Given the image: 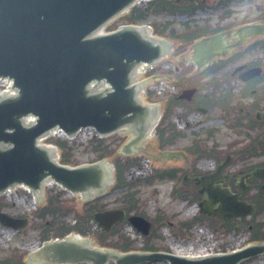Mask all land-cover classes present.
<instances>
[{
  "label": "water",
  "instance_id": "1",
  "mask_svg": "<svg viewBox=\"0 0 264 264\" xmlns=\"http://www.w3.org/2000/svg\"><path fill=\"white\" fill-rule=\"evenodd\" d=\"M135 1L0 0V79L12 80L11 89L15 92L0 95V194L23 185L37 199H42L43 186L52 182L90 200L113 184V166L107 160L76 167L60 165L54 160L56 150L38 145L39 139L50 130H62L72 137L78 130L91 127L102 137L115 132L134 134V139L123 146L127 150L137 145L143 134L156 124L157 107L144 105L138 98L142 84L131 83L137 65L142 62L156 65L171 44L151 37L145 26L123 25L113 32L98 35L99 30ZM249 31L259 32L257 27ZM217 41L218 37L197 42L194 58L204 51H208V57L219 55L213 50ZM174 47L177 49V45ZM25 116H33L34 121L25 124ZM261 120L264 121V116ZM152 141H143L141 147L146 148L144 142ZM252 175L264 180V168L255 170ZM260 188L264 191V185ZM211 193L204 194L199 205L201 212L208 216L228 221L252 212L251 206L244 212L234 211L231 207L245 208V204H240L238 197L228 190L213 187ZM110 194L108 190L102 198ZM217 202L221 206L215 208ZM41 204L37 203V207ZM223 212L228 213L224 216ZM123 218L122 210H109L96 213L93 221L108 232ZM128 220L137 231L148 235L149 222L138 216ZM0 224L18 230L26 226L27 219H15L0 212ZM75 237L70 234L60 240L44 242L29 253L28 264H167L161 261L239 264L264 254V243L197 259L161 252L121 254L96 248L93 246L96 242L87 238ZM237 248L241 247L218 250Z\"/></svg>",
  "mask_w": 264,
  "mask_h": 264
},
{
  "label": "rangeland",
  "instance_id": "2",
  "mask_svg": "<svg viewBox=\"0 0 264 264\" xmlns=\"http://www.w3.org/2000/svg\"><path fill=\"white\" fill-rule=\"evenodd\" d=\"M231 2L222 3L221 0H202L201 5H199L200 10L194 12L191 15H168L166 13L162 14H151L150 10H147L146 13H149V17L147 22L144 24H151L153 25L154 29L157 31L165 30V36L174 29L175 33L180 32H189L188 30L192 29H203V32L207 31L208 33H212L215 31L216 28H220L221 26L228 25L235 27L239 23H242L245 19L252 18L253 15L256 14L255 5H264V0H230ZM222 5H229V6H222ZM244 5V6H243ZM148 5H140L138 9H145ZM216 7V9H214ZM230 11L232 14L227 19L224 20V13ZM223 19V20H222ZM196 23H194V22ZM192 22V23H191ZM126 23L124 18H119L114 21L112 24L109 25L110 30H114L116 27L123 25ZM191 23V24H190ZM170 24V25H169ZM189 24L191 27L187 30L184 25ZM196 27V28H195ZM152 29V27H150ZM168 38V37H167ZM178 41V42H177ZM174 41V45H177V50L183 51L185 56L183 58L176 60L175 54L169 56V60L173 63V66L179 72H182L183 68L188 65L186 64L187 61L185 59L186 56L190 55L191 53V46L192 42L186 43L178 39ZM194 42V41H193ZM172 65H168L166 68L161 69L157 68V73L163 74L164 78H168V69L173 67ZM167 69V70H166ZM162 71V72H161ZM190 76V71L188 72ZM189 75H185L181 78H169L171 79L170 82H179L181 90L185 87H190L188 84L193 82V79H189L186 83V79ZM195 79V78H194ZM197 79V78H196ZM3 88V85H0V89ZM211 89H208L210 91ZM216 96V95H215ZM159 98H157L158 100ZM182 110L185 107H181ZM177 110L173 112L175 114ZM177 114V113H176ZM175 114V115H176ZM175 115L168 119V122L174 124L176 122ZM221 116L220 112L217 111L208 117H203L202 115L195 114L193 118H191L193 122L194 130L185 129V136L186 138L182 140H178L177 148L182 146L183 144H188L191 142L193 133H197L198 130L204 129L201 125L202 122L212 121L213 119H219ZM214 122V121H213ZM213 128H216V132L212 134V138L210 140L205 139V134L199 133L198 138L199 140L203 141V144L207 143L206 147L211 146L213 143L219 144L221 147L229 144L235 137L231 136L227 130L224 129L223 123L221 121L211 123ZM175 125V124H174ZM176 127V125H175ZM177 128V127H176ZM180 131V130H179ZM208 136V134L206 135ZM119 139V140H118ZM90 140L89 132L80 136L74 141L73 147V162L74 164H83L88 163L89 161L93 160L94 154L91 152L88 142ZM122 143L120 137H110L106 140V144L110 145L114 150L118 149L119 143ZM152 142H144V145L148 151H150L149 146L153 144ZM203 146V147H204ZM117 155H121L119 152H116ZM123 156V155H121ZM145 156L139 157V159H144ZM110 163H113V159L108 157ZM263 158L254 159L252 161L253 164L262 162ZM213 161L211 160H201L200 162H196V167L198 166L201 169V172H205L209 166H211ZM194 163V162H193ZM246 165V163H244ZM155 166V165H153ZM240 166V165H239ZM155 168H158L155 166ZM160 168V167H159ZM148 176V175H147ZM145 176V177H147ZM138 175L132 174L129 175L127 172V180L132 181L137 179ZM143 177L138 178L136 182L128 189V191L136 192L137 198V210L139 213L144 214L147 218L152 219L156 212L162 213V215L167 219V225H162L159 229L155 231V235L158 237H150L148 240L145 239L133 232V228L128 225L124 224L118 227V234L108 237V241H117L118 237L124 236L127 238V242L129 245V251H140L141 247L145 246L146 244L150 245L155 250H169L172 253L176 252H187V251H199L205 249H222V248H234V247H243L245 246L251 238V230L246 228L239 227L234 231H230L227 234L218 228V222L215 224H205L202 231L203 234L198 235L196 230H192L189 234L181 235L178 230V223L180 221H184L190 219L194 216L197 212L192 206V203L188 202L190 199L187 197L183 200H175L171 196V182L169 181H158L152 184L143 183L141 180ZM51 190L52 194L60 191L57 187L51 186L47 187V191ZM122 192L116 191L112 192V194L102 198L99 200V204L104 205L106 208L113 209L119 208L122 206ZM3 204H8L9 206H5L4 212H7L10 215H20L26 214L28 215V223L27 225L18 230L6 229L0 226V231L2 229H6L8 232L7 235L0 234V259L6 256H12L18 262H25L26 254L30 251L35 250L40 245V234L42 232V226L39 224L40 221L35 219L32 216V212L34 211L32 207L26 206L23 207L19 203H16L13 197L9 195L2 196ZM62 205L66 213L60 218L61 221H65L67 224L72 225L73 222L79 219L86 209L84 206L85 200L80 199L78 196H72L69 193H63L61 195ZM188 203H186V202ZM37 207V205H36ZM264 211V206H263ZM257 223L264 221V212L260 217H257ZM132 232V233H131ZM264 233V229L262 230ZM189 234V235H188ZM96 235L89 234L88 239L96 242ZM150 235V234H149ZM246 264H264V256L259 257L251 262Z\"/></svg>",
  "mask_w": 264,
  "mask_h": 264
},
{
  "label": "flooded vegetation",
  "instance_id": "3",
  "mask_svg": "<svg viewBox=\"0 0 264 264\" xmlns=\"http://www.w3.org/2000/svg\"><path fill=\"white\" fill-rule=\"evenodd\" d=\"M255 11L256 14L252 18L248 17L235 27L221 26L218 43L220 45L219 56L212 60L195 57V62H191L189 60L193 55L191 48L190 55L185 57L188 65L183 68L182 72L175 70L172 75L167 76L168 78L171 76L181 78L189 75L190 71L193 75H189L185 81L187 83L189 79H193V82L187 83L190 87L183 88L179 95L184 90L195 89L196 92L190 103L200 100L207 105V108L196 105L195 111L204 110L205 112L199 111L198 113L206 116L220 112L219 119L212 121H221L224 129L235 138L224 147L217 143L211 145L212 150L219 154V158L212 162L211 167L204 174H196L192 172L191 158L184 150L190 143L183 144L179 148H177V143L163 150L182 152L183 157L176 161L167 160L158 150L154 152L153 145L149 146L150 151L143 148L139 152L140 156L147 155L152 161L158 162L163 169H187L188 173L177 175L182 177L186 183H192L188 189L192 195L206 193V188L200 189L197 185V178L217 171L220 166L223 169V175L218 182L220 186L228 188L232 193L238 194L240 200L249 203L255 194L258 196L257 189L254 188L262 182L250 178L251 171L245 173L243 169L244 167L250 169L259 162L253 164L252 161L255 158L244 160L238 155L247 147L246 143L250 138L259 137L262 140V147L257 152L261 153L260 158H263L261 163H264V122L260 120L264 116V5H255ZM231 14L230 11L225 12L224 20H227ZM254 26L260 27L261 32L250 33L248 29ZM183 56H185L183 51L175 52L176 60ZM166 63L173 65L169 57ZM200 63L207 64L199 68ZM208 89L211 90L208 91ZM186 101L184 99L183 102L186 103Z\"/></svg>",
  "mask_w": 264,
  "mask_h": 264
},
{
  "label": "trees",
  "instance_id": "4",
  "mask_svg": "<svg viewBox=\"0 0 264 264\" xmlns=\"http://www.w3.org/2000/svg\"><path fill=\"white\" fill-rule=\"evenodd\" d=\"M198 2L199 1L195 0L188 4L181 3V5H177L175 1L157 0V1L151 2L149 6L151 7V9L153 8L152 11L156 13L166 11L170 14H175V13H185L189 11L193 12L196 9L195 6L193 5H195V3H198ZM188 5H191V6H188ZM148 16H149V13H146L140 9H133L128 16H125V19L126 21L128 20L130 23H136L140 21H145L148 18ZM163 32L164 31H162L161 33ZM171 36L178 37V38H184L183 39L184 42L190 43L194 41L195 39L201 37L202 34L201 33L189 34L188 32L187 34H184V35L181 34V35L175 36L174 32H172ZM174 104H175V99H172L169 101L167 105V111L162 121H164L169 116V114L172 111V105ZM171 129H172V126L169 125V127L167 128V130L169 131V135H166L165 131L162 129L160 131L159 130L157 131L158 142L159 144H161V146L162 144H165L166 142L172 143L173 137L170 132ZM55 144L58 146L59 151H60V163L61 164H72L73 163L72 162L73 147L69 146L67 142H63V141H56ZM90 150L95 156V159L91 161L100 160L105 157H110L114 155V150L112 148H109V146L105 144V140L90 141ZM205 155H206L205 153L199 154V156H205ZM133 162L134 161L123 159L122 157L114 158L113 163L115 167V185L113 187V190L123 189V188H126L127 186H132V185H128V183L125 181L124 172L133 164ZM155 176L158 179H164L165 177L169 176V174L166 172L156 171ZM145 182L150 183L152 181L146 180ZM173 195L175 197L177 196L176 193H173ZM177 197L180 199L187 198L186 196L185 197L177 196ZM58 198H59L58 195L48 194L45 204L42 205L40 208H38L37 211L33 214L34 218L41 221L42 232L40 234V239L43 241L47 240L51 235L53 237L61 238L71 231H74L82 236H87V234L90 233L89 222L92 219L93 214L104 209V207L101 206L98 202L99 198H97L92 203L86 204V209L84 210L83 216L78 219L76 225L73 227L65 224L64 222H61V220L59 219L60 216H63L66 213V210H64ZM122 204H123L122 206L126 214L131 212L132 210H136L137 212V199L134 193H130L128 195L126 193L123 196ZM258 206L260 207V212H261L264 206V197L258 201ZM164 219L165 217L158 215V217H156L153 220L156 226V229H158L161 225L165 224ZM208 221L210 220L205 217L197 216L191 221L180 223L179 231L183 232L182 229H185V231H188V229H190L191 226L196 223H207L212 226V223H208ZM263 225H264V221L256 225L254 224L253 229L251 231L250 241H258V240L264 239V233H262V231L260 230ZM217 229L219 228H216V230ZM230 229H231L230 226L228 228H224L225 231H229ZM96 233H97L96 242L99 247L113 248V249H117L122 252H125L127 251V247H129L130 245V243L127 242V238L121 235L117 241L107 240L109 235H114L116 233L118 234V231L116 228H113V230L107 235L101 232H96ZM144 249L151 250L153 248L145 247ZM0 264H25V263L18 262L13 257L8 256V257L0 259Z\"/></svg>",
  "mask_w": 264,
  "mask_h": 264
},
{
  "label": "bare ground",
  "instance_id": "5",
  "mask_svg": "<svg viewBox=\"0 0 264 264\" xmlns=\"http://www.w3.org/2000/svg\"><path fill=\"white\" fill-rule=\"evenodd\" d=\"M0 234L7 235L8 232L6 231V229H2V230L0 231ZM75 238H76V237H75Z\"/></svg>",
  "mask_w": 264,
  "mask_h": 264
}]
</instances>
